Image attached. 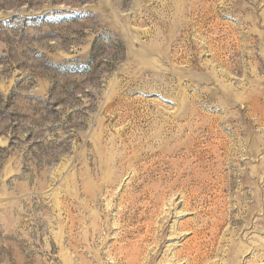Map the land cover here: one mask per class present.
<instances>
[{"label": "rangeland", "instance_id": "1", "mask_svg": "<svg viewBox=\"0 0 264 264\" xmlns=\"http://www.w3.org/2000/svg\"><path fill=\"white\" fill-rule=\"evenodd\" d=\"M0 264H264V0H0Z\"/></svg>", "mask_w": 264, "mask_h": 264}]
</instances>
